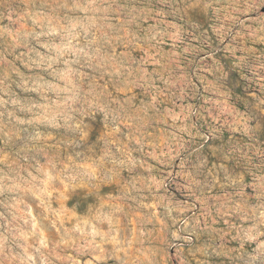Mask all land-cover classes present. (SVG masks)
<instances>
[{"label": "rangeland", "instance_id": "374dc122", "mask_svg": "<svg viewBox=\"0 0 264 264\" xmlns=\"http://www.w3.org/2000/svg\"><path fill=\"white\" fill-rule=\"evenodd\" d=\"M0 264H264V0H0Z\"/></svg>", "mask_w": 264, "mask_h": 264}]
</instances>
